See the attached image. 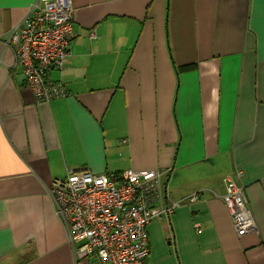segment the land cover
I'll return each mask as SVG.
<instances>
[{
	"label": "crops",
	"instance_id": "crops-1",
	"mask_svg": "<svg viewBox=\"0 0 264 264\" xmlns=\"http://www.w3.org/2000/svg\"><path fill=\"white\" fill-rule=\"evenodd\" d=\"M35 1L0 0V264H99L75 258L50 193L80 169L171 171L166 203L187 200L149 224L148 264H264V0H71L51 102L10 41ZM237 171L242 236L223 199Z\"/></svg>",
	"mask_w": 264,
	"mask_h": 264
},
{
	"label": "built area",
	"instance_id": "built-area-1",
	"mask_svg": "<svg viewBox=\"0 0 264 264\" xmlns=\"http://www.w3.org/2000/svg\"><path fill=\"white\" fill-rule=\"evenodd\" d=\"M74 24L71 0H36L11 32L16 63L40 102L68 95L64 83L53 80L50 73L62 69L71 52ZM170 174L169 169L101 174L80 169L54 178L50 193L75 258L94 257L99 264H148L149 224L169 216L187 200L166 203ZM242 175L237 171L224 178L223 198L240 236L257 229L244 185L239 182ZM198 198L196 192L188 200Z\"/></svg>",
	"mask_w": 264,
	"mask_h": 264
}]
</instances>
